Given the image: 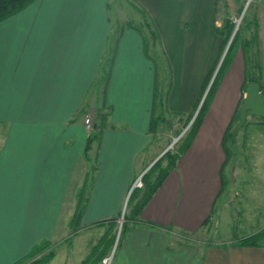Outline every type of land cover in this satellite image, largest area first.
<instances>
[{
  "label": "crops",
  "instance_id": "obj_1",
  "mask_svg": "<svg viewBox=\"0 0 264 264\" xmlns=\"http://www.w3.org/2000/svg\"><path fill=\"white\" fill-rule=\"evenodd\" d=\"M110 1L34 0L0 21V264L15 263L42 239L55 249L46 264H101L93 260L105 243L111 245L104 256L115 251L110 264H264V242L235 244L264 228L260 212L250 215L256 218L253 232L231 228V238L204 249L195 244L206 219H212L211 228L219 225L222 138L244 97L239 49L190 146L139 217H126V230L117 239L134 180L169 142L150 132L154 66L135 29L122 28L106 87L97 84L113 30ZM133 1L148 12L158 31V48L171 71L165 108L176 114L172 126L183 128L218 63L222 38L214 26L220 25L216 17L228 3ZM256 16L264 88V0H257ZM86 111L94 121L101 111L108 116L99 143L89 151L96 157V170L80 229L71 233L74 193L86 174ZM255 186L260 185L248 188Z\"/></svg>",
  "mask_w": 264,
  "mask_h": 264
},
{
  "label": "trees",
  "instance_id": "obj_2",
  "mask_svg": "<svg viewBox=\"0 0 264 264\" xmlns=\"http://www.w3.org/2000/svg\"><path fill=\"white\" fill-rule=\"evenodd\" d=\"M33 1L34 0H0V21L20 12ZM131 7L133 8L134 11H136L140 15L142 19L141 25H133L132 23L127 22L125 24L113 26V30L111 31V33L107 38V45L101 61L97 84L102 83L104 88L106 87L114 59L117 42L120 38L122 28L126 26L135 29L141 36L142 49L144 55L151 60L154 66L155 82L153 87V105H152L151 119H150V132L152 134H155L159 126L167 121L166 116L171 115L170 113H168V111L165 108L166 96L171 85V73H170L171 71L163 51L160 49L158 52L156 51V48L159 47L160 45V38L158 31L151 17L149 16L148 12L143 7H141L136 3H131ZM233 27L234 25L230 20H225V22L222 24L221 27L214 26V32L218 36H220L223 40L221 53L223 52V49L229 37L231 36ZM238 49L241 51L244 62V81L242 84V91L245 92V88L249 83L255 82L257 83L258 89L264 99V88L262 82V64L259 54V19L256 16H252V17L244 16L243 24L241 26L239 25L238 29L235 31V34L230 42V45L225 53V56L218 70L215 73V76L205 94V97L203 98L198 108V111L196 113L193 122L191 123L187 131L184 133L183 137L180 139V142L178 143L177 147L174 150L168 149L167 151H165L161 155V157H159L141 175L142 187L133 188L132 191L130 192L128 203L132 201L133 205L131 208V212L128 216L139 217L145 204L149 201V199L157 190V188L165 180L170 170L175 168L176 162L180 159L181 155L190 146L208 110L209 104L220 83V80L223 74L225 73L229 63L231 62L234 53ZM163 66L165 69V73L163 70ZM161 74H163V76ZM211 76L212 73L209 75V77L205 82L203 93L209 83ZM161 80L163 81L165 80L166 83H164L163 85V81ZM202 95L199 99V102L202 98ZM242 100L243 98H241V102ZM198 104L196 108L198 107ZM239 107L237 108V111H235L230 123L228 124L223 134L222 147L225 153V161L223 163L221 172H223L232 154L229 144H233L235 142V138L232 137V128L237 121ZM194 112L186 118L185 125L189 122ZM107 116H108V111L107 112L101 111L99 114V122L93 125L92 130L88 133L86 137V142L84 147V157L88 163L92 162V165H91V173L86 172L82 184L75 190L74 193L76 198V204L72 215L71 224L75 226H78L80 223V219L87 199L88 189L92 181L93 173L96 170V159H95L96 157L91 158L89 156V151L92 149L93 144L99 143L100 133L102 128L105 126ZM173 116H176V114H173ZM258 118L260 119V122L264 123L263 118L261 117ZM245 124H247V122H245ZM222 187H224V180ZM126 217L127 215L124 214L122 228L118 239L126 230V225H127ZM136 220L139 219L137 218ZM208 221L209 220L206 219L203 222L202 226H206ZM261 239H264V228L255 234L237 239L235 241V244L238 246H261L262 244ZM110 245L106 243L103 246L102 250L100 251V255L94 258L93 263H97L100 260L101 256H103L107 252V249L109 248ZM54 255H55V249L51 241L47 239H42L37 241L35 244H33L29 252L13 264H46L53 258ZM85 263L86 260H83L81 264H85Z\"/></svg>",
  "mask_w": 264,
  "mask_h": 264
},
{
  "label": "rangeland",
  "instance_id": "obj_3",
  "mask_svg": "<svg viewBox=\"0 0 264 264\" xmlns=\"http://www.w3.org/2000/svg\"><path fill=\"white\" fill-rule=\"evenodd\" d=\"M219 1L221 2V0ZM225 2H227L228 4L224 5L223 15L216 17L220 21V25L217 27H221L225 20H230L233 23L234 27L235 25L241 26L243 24L244 16H256L257 0H225ZM247 2L248 4L246 6V9L243 15L240 16L243 11L244 5ZM131 3L135 2L133 0L110 1L109 18L111 19L113 26L125 24L127 22H130L133 25H141L142 19L140 15L133 10V8L131 7ZM156 51H159L158 47L156 48ZM221 54L219 55V58ZM163 70L165 73L164 66ZM161 75L163 76V74ZM164 83H166L165 80L163 81V85ZM84 115L90 118L92 128L95 123L97 124L99 122V117H97L96 121H94L95 119L93 118L92 113L86 111ZM166 117L167 121L159 126L157 132L155 133L157 135L154 136H157L158 138H160L159 140L163 141L164 143L166 142V144L169 142V145L173 138H175L186 125L184 123L183 128L173 127L172 125L174 123L177 124L175 117L171 115H167ZM246 122L247 124L243 125L236 135L235 142L233 144H229L232 154L223 170L224 187L222 188V195L219 197L216 205L218 208V215L217 213L215 214V219L217 218L219 222L218 229H216V225L211 228L212 219L211 222L209 219L206 228L203 231L197 233L195 236V244L199 247V249H204L205 244L216 243L217 241L231 238V234L234 235L230 230L231 228L238 230H240L241 228L240 231L242 233L244 231H247L248 233L253 232L252 229L255 228V225L252 224V220L253 223H255L256 218L254 220L250 215L259 212L264 215V200H261L262 198H264V123L260 122V119L257 116H249L246 119ZM92 128L90 130L86 129L87 132L89 133ZM243 133H246L247 137L244 138ZM183 135L173 143L172 147L170 148L171 150H174L177 147ZM91 165L92 162L86 163V172L91 173ZM79 183L80 181L77 182V184ZM248 185L260 186H255V188H248ZM252 195H254V197L256 195L257 199L255 197V200H252ZM132 205L133 202L130 201L128 203L127 199L125 208L123 209L127 216L131 212ZM123 213L122 219H120V221L117 223V236H120L124 216ZM63 218H67V216L64 215ZM238 221H244V223H241L240 225H238L239 227H236L235 224ZM79 229V225H72L70 231L71 233H73L78 231ZM236 233H239V231ZM261 242H264V239H261ZM105 244H103V246ZM102 248L100 249V251L102 250ZM105 256H101V264L102 259Z\"/></svg>",
  "mask_w": 264,
  "mask_h": 264
},
{
  "label": "water",
  "instance_id": "obj_4",
  "mask_svg": "<svg viewBox=\"0 0 264 264\" xmlns=\"http://www.w3.org/2000/svg\"><path fill=\"white\" fill-rule=\"evenodd\" d=\"M245 7V5H244ZM245 11V8H243V11L241 13V15L244 13ZM238 26L235 25L233 31H232V34L230 36V38L228 39L227 43H226V46L219 58V61L215 67V70L209 80V83L203 93V96L198 104V107L196 108L193 116L191 117V119L189 120V122L186 124V126L182 129V131L175 137L173 138V140L171 141V143L166 147V149L159 155L157 156L153 161L152 163L147 167V169L159 158L161 157V155L167 151L168 149H170L173 145V143L179 139L183 133L189 128V126L191 125V123L193 122L195 116H196V113L198 111V108L203 100V98L205 97V94L209 88V86L211 85V82L215 76V73L216 71L218 70L224 56H225V53L230 45V42L235 34V31L237 30ZM247 116H257V117H261L264 119V99L258 89V85L257 83L255 82H251L247 85V87L245 88V92H244V97H243V100L240 104V107H239V111H238V118H237V121L236 123L234 124L233 128H232V137L235 138L236 135L238 134V131L239 129L245 124L246 122V119H247ZM146 169V170H147ZM145 170V171H146ZM144 171V172H145Z\"/></svg>",
  "mask_w": 264,
  "mask_h": 264
},
{
  "label": "built area",
  "instance_id": "obj_5",
  "mask_svg": "<svg viewBox=\"0 0 264 264\" xmlns=\"http://www.w3.org/2000/svg\"><path fill=\"white\" fill-rule=\"evenodd\" d=\"M84 125L85 128L87 130H90L92 128V124L90 121V118L88 116H85L84 118ZM142 182H141V175H139L133 182L132 188H137V187H141ZM112 257H113V253H110L108 255H106L103 259H102V264H110L112 261Z\"/></svg>",
  "mask_w": 264,
  "mask_h": 264
},
{
  "label": "bare ground",
  "instance_id": "obj_6",
  "mask_svg": "<svg viewBox=\"0 0 264 264\" xmlns=\"http://www.w3.org/2000/svg\"><path fill=\"white\" fill-rule=\"evenodd\" d=\"M247 4H248V2L245 4V7H244L245 9H246ZM242 15H243V14H242ZM242 15H240V16H242Z\"/></svg>",
  "mask_w": 264,
  "mask_h": 264
}]
</instances>
